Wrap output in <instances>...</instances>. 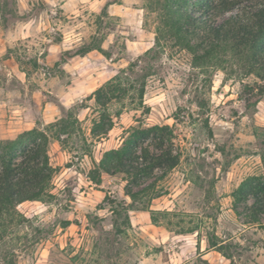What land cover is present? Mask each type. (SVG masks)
<instances>
[{"label": "rangeland", "instance_id": "obj_1", "mask_svg": "<svg viewBox=\"0 0 264 264\" xmlns=\"http://www.w3.org/2000/svg\"><path fill=\"white\" fill-rule=\"evenodd\" d=\"M61 1L0 0V138L48 128L68 108L75 107L80 120L50 144L51 161L60 166L55 198L19 206L32 223L7 237L0 264H264V210L254 207L253 197L236 210L234 199L244 180L264 178V78L244 74L231 57L223 67L197 63L172 34L157 44L162 22L154 0H128V8L123 0H90L82 13L79 1L68 13ZM68 24L87 30L84 42L50 50L70 41ZM89 45L102 51L70 56ZM60 57L65 61L57 63ZM117 74L128 93L109 112L124 113L106 137L95 138L94 120L103 109L88 96ZM82 103L88 107L79 109ZM139 124L169 125L175 133L181 162L161 181L164 194L152 204L171 214L154 224L149 211L131 210V224H115L113 202L132 201L127 181L99 171L84 137L89 147L95 142L99 163ZM259 205L264 208V200Z\"/></svg>", "mask_w": 264, "mask_h": 264}, {"label": "trees", "instance_id": "obj_2", "mask_svg": "<svg viewBox=\"0 0 264 264\" xmlns=\"http://www.w3.org/2000/svg\"><path fill=\"white\" fill-rule=\"evenodd\" d=\"M160 13L161 24L157 28L156 43L161 44L167 35L183 40L194 51L197 63L224 66L227 58L240 61L244 74L264 78V0H154ZM197 39L191 44L189 39ZM102 46L81 47L70 55H86ZM65 61L60 57L57 63ZM140 64H138L139 66ZM132 73H135L132 71ZM117 74L92 92L88 99L95 98L103 109L100 120H94L92 135L106 137L115 126V117L124 113V108L114 114L111 105L122 102L128 93ZM118 81V82H117ZM146 80H141L139 93L142 104ZM123 103V106L126 107ZM79 109L87 108L82 103ZM74 108L66 110L67 116L49 124L48 128H33L15 138H0V246H7V237H14L22 228L32 223L19 206L27 201L51 202L54 177L60 171L51 161L52 139H61V134H71L75 124ZM85 139V150L92 156L101 173L121 174L127 181L125 192L131 198L117 199L112 205L115 224L121 220L131 224L130 211H149L154 224L168 218L170 211L152 207L154 199L164 194L161 181L181 162V152L175 149V133L169 125H133L126 130L118 147L104 152L96 163L92 147ZM90 179L102 183L103 177L90 173ZM264 178L250 177L242 182L234 193L235 209L238 204L253 197L255 208L263 212L259 203L264 200ZM136 188V189H135ZM258 204V205H257ZM190 230H193L192 228ZM216 246L217 242L211 240ZM134 264V263H127Z\"/></svg>", "mask_w": 264, "mask_h": 264}, {"label": "crops", "instance_id": "obj_3", "mask_svg": "<svg viewBox=\"0 0 264 264\" xmlns=\"http://www.w3.org/2000/svg\"><path fill=\"white\" fill-rule=\"evenodd\" d=\"M73 0H62V4H61V7L62 8H65V11L64 13H68V10H69V6L71 5ZM75 1H79L80 3V7L78 8V13H82V12H85V10L87 9H90V0H75ZM122 6L123 7H127V4L128 3V0H123L122 2ZM84 4V5H83ZM144 8H142L143 10ZM140 10V9H139ZM73 17H78V15H74ZM81 21V19H79ZM75 24V22H74ZM65 31L66 32H69L71 33V35L69 36L70 37V41H62V43H52L50 45V50H59L60 48H64V49H67V48H73L75 46H78L80 45L81 43L84 42L85 38H86V34H87V30L84 28H80V27H77V25H72L70 26L69 24L67 25V27L65 28ZM7 40V39H6ZM51 40V39H50ZM90 54V52H89ZM88 54H86L85 58H90V55L87 56ZM77 57V56H76ZM76 57H73V58H76ZM75 72V71H74ZM76 73V72H75ZM77 74V73H76ZM75 81V79H74ZM71 84H68V86H70ZM75 92H77V90L75 89ZM82 92V91H80ZM76 94H81L79 93H76Z\"/></svg>", "mask_w": 264, "mask_h": 264}]
</instances>
